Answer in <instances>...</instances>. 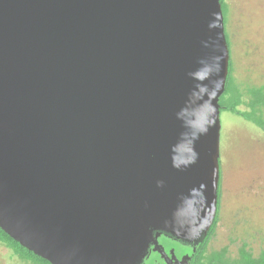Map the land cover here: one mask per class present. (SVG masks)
Listing matches in <instances>:
<instances>
[{
	"label": "water",
	"instance_id": "obj_1",
	"mask_svg": "<svg viewBox=\"0 0 264 264\" xmlns=\"http://www.w3.org/2000/svg\"><path fill=\"white\" fill-rule=\"evenodd\" d=\"M230 58L221 0H0V228L52 264L203 241Z\"/></svg>",
	"mask_w": 264,
	"mask_h": 264
},
{
	"label": "rangeland",
	"instance_id": "obj_2",
	"mask_svg": "<svg viewBox=\"0 0 264 264\" xmlns=\"http://www.w3.org/2000/svg\"><path fill=\"white\" fill-rule=\"evenodd\" d=\"M223 1L233 88L246 93L238 108L251 113L248 89L264 91V0ZM221 122V204L202 254L206 262L218 253L232 262L242 249L256 256L264 252V130L229 110L221 112ZM0 264L34 263L2 242Z\"/></svg>",
	"mask_w": 264,
	"mask_h": 264
},
{
	"label": "trees",
	"instance_id": "obj_3",
	"mask_svg": "<svg viewBox=\"0 0 264 264\" xmlns=\"http://www.w3.org/2000/svg\"><path fill=\"white\" fill-rule=\"evenodd\" d=\"M221 3H222V8L224 12V20H225V25H226V12H227L226 5L224 4L223 0H221ZM225 31H226V28H225ZM226 36H227V41H228V45L230 48L229 35L227 32H226ZM231 64L232 62L230 60V73H229L228 80H227L226 90L220 98L221 112L224 110H229L239 115H242L244 118L248 120H252L256 125H258L260 128L264 130V91L262 89H252V88L248 89L247 93L251 94L252 96L251 102L249 103V106L252 108V111L251 113L249 111L242 112L238 108V106L243 102V98L246 95V93H243L239 91L238 89L236 90L234 89L236 87L233 86V78L231 76V71H232ZM228 94H230V96L227 99ZM220 204H221V179H220V185H219L218 213L215 218L214 224L211 227V230L209 231L207 240L213 234L215 230V226L218 222ZM2 242L7 243L15 251V253L19 255L22 259L32 261L34 264H52L48 260L43 259L42 257L36 255L32 251L23 247L19 242L14 240L12 237H10L5 231H3L0 228V243ZM233 261L231 262V261L225 260L222 254L218 253V254H214L206 263L207 264H264V252L261 255L256 256L250 253L249 251L242 249L241 254H240V259L233 260Z\"/></svg>",
	"mask_w": 264,
	"mask_h": 264
},
{
	"label": "flooded vegetation",
	"instance_id": "obj_4",
	"mask_svg": "<svg viewBox=\"0 0 264 264\" xmlns=\"http://www.w3.org/2000/svg\"><path fill=\"white\" fill-rule=\"evenodd\" d=\"M209 240L206 237L203 241L195 243L170 234H162L156 238L157 244H150L142 264H207L202 254Z\"/></svg>",
	"mask_w": 264,
	"mask_h": 264
}]
</instances>
